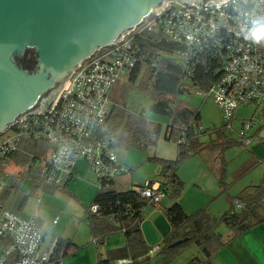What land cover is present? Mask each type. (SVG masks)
<instances>
[{
  "label": "built area",
  "instance_id": "2783aa9c",
  "mask_svg": "<svg viewBox=\"0 0 264 264\" xmlns=\"http://www.w3.org/2000/svg\"><path fill=\"white\" fill-rule=\"evenodd\" d=\"M264 17V0L206 1L201 6H183L169 1L161 12L144 21L121 43L96 53L73 74L47 112L18 121L1 135L0 142V264H52L51 252L43 248L44 225L36 219H23L3 207V194L16 173L5 171L12 158L27 142H41L46 151L29 165L43 186H63L73 178L72 170L84 160L101 182L116 180L127 173L106 142L94 138L111 108L114 87L127 80L137 64L134 36L159 32L178 44V61L186 76L215 64L216 82L206 94L212 96L225 126L240 107L253 105L264 115V41L249 38L253 22ZM218 63V66H217ZM251 117L241 124L239 136L248 147V132L258 126ZM0 136V137H1ZM27 156L32 157L30 154ZM14 168L18 169L16 166ZM66 179L63 184H60ZM28 182V186H29ZM158 188H136L151 206L163 198ZM238 207V206H237ZM96 206L90 208L95 212ZM56 220L52 222V226ZM154 247L148 256L159 251ZM111 264H132L129 258Z\"/></svg>",
  "mask_w": 264,
  "mask_h": 264
},
{
  "label": "trees",
  "instance_id": "16d2710c",
  "mask_svg": "<svg viewBox=\"0 0 264 264\" xmlns=\"http://www.w3.org/2000/svg\"><path fill=\"white\" fill-rule=\"evenodd\" d=\"M132 45L136 49L138 62L126 82L114 87L110 97L111 108L104 123L96 130L94 138L106 142L108 148L114 152L120 149L144 150L157 145L162 124L146 119L144 111L136 113L128 109L127 98L134 87L149 98L146 113L169 120L164 130V140L175 144L176 155L171 160H150L160 167L158 192L170 202L163 211L170 225V232L157 246L160 248L158 253L153 257L148 256L153 248L146 244L140 225L145 209L151 204L135 189L115 191V180L101 182V188L87 207L86 222L90 235L96 245H100L106 237L122 233L125 245L121 249L108 252L97 264H111L112 261L124 258L131 259L132 264H168L190 245L198 248L199 255L186 264H212V257L229 242L264 224V171L256 185L243 189L235 196H229L227 190L230 183L227 182L224 153L241 146V143L230 139L225 127L214 129L211 132L213 138L207 142L202 141L201 135L208 130L201 128L198 112L190 109L180 99L183 95L206 93L219 74L215 71V64L210 69L199 67L192 75L186 76L178 61L180 46L161 36L159 32L136 35ZM45 151L44 143L27 142L13 156L12 164L18 168V172L14 182L4 192L3 202L16 190L19 182L25 180L30 183L31 193L36 189L49 194L57 190L66 193L68 182L61 187H45L37 175L30 173L29 164L39 160ZM203 153H214L219 163L217 186L220 194H224L229 203L228 209L219 217L209 215L206 208L186 214L179 204L184 183L177 175L178 167L185 160ZM27 154L32 157L29 158ZM258 165L264 167V163L249 153L247 164L233 174L232 182L239 180ZM153 184L149 182L140 188H151ZM92 206L97 207L95 212H91ZM220 227L226 228L229 235L220 234ZM181 240L184 241L179 245L171 246ZM79 249L69 240L58 239L53 245L50 262L59 264L63 259L75 255Z\"/></svg>",
  "mask_w": 264,
  "mask_h": 264
},
{
  "label": "water",
  "instance_id": "95a60500",
  "mask_svg": "<svg viewBox=\"0 0 264 264\" xmlns=\"http://www.w3.org/2000/svg\"><path fill=\"white\" fill-rule=\"evenodd\" d=\"M169 1L198 7L208 0H0V136L49 111L84 62Z\"/></svg>",
  "mask_w": 264,
  "mask_h": 264
},
{
  "label": "crops",
  "instance_id": "0c3cea01",
  "mask_svg": "<svg viewBox=\"0 0 264 264\" xmlns=\"http://www.w3.org/2000/svg\"><path fill=\"white\" fill-rule=\"evenodd\" d=\"M255 112L256 109L254 108L251 115L252 117H256L258 119V126L254 130H252L253 139L249 141L250 144L246 148L247 156L245 162L236 168L231 167L234 162L232 157L231 159H228L232 160V162L228 165V167L225 168L227 182L230 183L227 190V194L229 196H235L243 189L249 186L256 185L259 182L264 171L263 165H258L248 174L241 177L239 180L232 182L233 174H235L238 170H240L247 164L249 153H251L259 162L264 163V115L259 113V115L256 116L257 112ZM149 117L150 116H147L146 119L150 120ZM164 119L165 120L159 121V123L162 124L161 134L163 141H165L164 130L169 122V120H167L166 118ZM200 123L201 116L199 124ZM212 138L213 135L210 131H207V133H204L200 137V139L204 142H207ZM190 159L192 160H190V162H188L180 170H178L177 173L178 177L183 181L185 185L179 199V204L186 214H192L198 209L206 208L209 215L213 217L221 216L228 209L229 203L225 195L220 194L219 188L217 186L216 180L217 172L219 170V163L216 155L214 153H203ZM149 182L154 183L153 186L155 188L160 186L159 177L155 180H147L145 178L142 185H145ZM122 184H124V180L118 182L116 179L114 182L115 191H128L140 188L142 186H124ZM51 201L52 199L50 200V202ZM37 202H39V200ZM50 204V216H54L55 218L52 219L49 223V231L46 230L44 232L43 248L51 252L54 243L58 239L69 240L80 248L75 255L63 259L59 264H97L99 260L105 258L108 252L124 247L125 238L122 233L110 235L105 238L102 244L96 245L95 241L90 235L89 228L86 222L87 207H89L90 205L86 207L82 205V208L79 209L73 207L69 209L70 211H65L61 203L51 202ZM169 205V200H166V198H162L159 204L154 206L156 208L148 210L145 214V219L143 217V223H141L140 229L143 238L149 247L154 248L156 246H159L162 239L170 232V225L163 215L164 208L168 207ZM34 211L35 210L30 212L29 210H27L23 215L25 217L27 216V218L29 219H36L39 223L44 224V217L41 216L39 212L34 213ZM59 218L63 221L62 226H57ZM54 220H56V224L52 226L51 224ZM221 229L222 228L220 227V229L218 230L220 231ZM221 232L223 236L229 235L226 229L222 230ZM189 247H191L189 250H187L188 248L185 249L179 256H177L168 264H186L193 257L199 255L198 248L196 246L190 245ZM212 264H264V224L244 233L240 237L229 242L222 250H220L212 257Z\"/></svg>",
  "mask_w": 264,
  "mask_h": 264
},
{
  "label": "rangeland",
  "instance_id": "374dc122",
  "mask_svg": "<svg viewBox=\"0 0 264 264\" xmlns=\"http://www.w3.org/2000/svg\"><path fill=\"white\" fill-rule=\"evenodd\" d=\"M181 99L187 103L190 109L200 114L199 116H201V128L208 129V131L212 132L214 129H217L219 127H225L226 134L228 135V137L240 143L241 138L239 136V133L241 132V124L243 123V121H248L251 119V113L255 107L253 105H250L236 109L233 115L234 120L232 118L231 121L225 126L212 96L208 97L206 94L194 93L191 96H182ZM148 105V96L145 93L139 91L136 87H134L127 98L128 109L136 113L144 111L146 117L150 116L149 121L159 122L160 120H165L163 117H157L146 113ZM256 112V116H258L260 113L259 110H257ZM247 135L249 137V141L253 139L252 132H248ZM3 138L4 137L2 136L0 137V142L3 140ZM246 148L247 147H244L241 143V146L234 147L231 150L225 152L224 160L227 163L226 167H228V165L232 162V160H228L232 157L234 162L231 167L236 168L239 165H242L245 162L247 156ZM115 155L119 163L127 170V173L123 174L122 176H119L117 178V181L120 182L121 180H124V184H122L124 186H141L144 183L145 178L147 180H155L159 177V165L155 161L150 159H174L176 155V147L172 143L163 141L161 134V138L158 140L156 146L148 147L144 150L120 149L115 151ZM190 160L192 159L189 158L182 162L179 165L178 170H180L185 164L190 162ZM17 170L18 169L14 168L13 166H9L5 169V171H8L10 173H16ZM128 170H130V172ZM73 175L74 178H72L67 183L66 193L57 190L49 194L39 189H36L34 193H31L30 188L28 186V181H21L19 182L16 190L4 200L3 207L6 211L19 215L23 219H29L27 218V216L25 217L23 215L24 212L27 210H29L30 212L35 210L34 213L39 212L41 216H43L45 219L43 224L45 229L49 231V223L52 219L55 218L54 216H50L51 202L61 203L65 211H70L69 209L73 207L79 209L82 208V205L85 207L89 206L94 198L95 193L97 192V179L92 173L89 164L86 161L81 160L76 163L73 168ZM65 180L66 179H63L60 184H63ZM51 199L52 201L50 202ZM38 200L39 202H37ZM153 208L156 207L148 206L147 209H145L143 214L144 219L147 211L152 210ZM62 225L63 221L59 218L57 226ZM221 228L222 229L220 231L218 230L220 234L222 233V230L226 229L224 227ZM190 248L191 247H188L187 250H189Z\"/></svg>",
  "mask_w": 264,
  "mask_h": 264
},
{
  "label": "clouds",
  "instance_id": "9594fccd",
  "mask_svg": "<svg viewBox=\"0 0 264 264\" xmlns=\"http://www.w3.org/2000/svg\"><path fill=\"white\" fill-rule=\"evenodd\" d=\"M249 38L256 43L264 41V17L253 22Z\"/></svg>",
  "mask_w": 264,
  "mask_h": 264
}]
</instances>
